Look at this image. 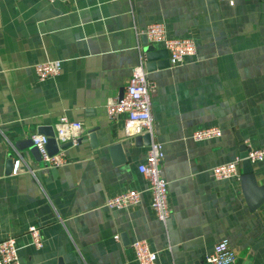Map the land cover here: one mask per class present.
I'll return each mask as SVG.
<instances>
[{
	"label": "crops",
	"instance_id": "obj_1",
	"mask_svg": "<svg viewBox=\"0 0 264 264\" xmlns=\"http://www.w3.org/2000/svg\"><path fill=\"white\" fill-rule=\"evenodd\" d=\"M152 23L168 38L192 39L196 55L173 67L150 44L166 61L146 71L153 131L150 140L127 138L126 115L109 120L105 104L119 99L141 59L146 70L142 32ZM49 61L61 62L60 74L39 82L33 65ZM61 117L82 125L81 140L64 150L65 165L49 168L28 141L54 135ZM210 127L221 137L191 139ZM151 142L164 151L165 223L137 171ZM116 144L126 160L108 151ZM241 145L264 147V0H0V242L15 239L20 264H137L135 241L157 253L156 264H206L223 239L236 264H264V204L248 210L241 164L237 180L210 176ZM252 167L264 186V163ZM131 190L137 206L104 207Z\"/></svg>",
	"mask_w": 264,
	"mask_h": 264
},
{
	"label": "built area",
	"instance_id": "obj_2",
	"mask_svg": "<svg viewBox=\"0 0 264 264\" xmlns=\"http://www.w3.org/2000/svg\"><path fill=\"white\" fill-rule=\"evenodd\" d=\"M50 2L61 0H49ZM149 44H161L167 52L171 66L183 64L187 59L196 55V46L190 38H168L163 23H152L142 32ZM34 74L39 82L57 77L61 71L60 61H49L33 65ZM155 86L148 80L144 68V61L136 65L132 71L121 99L107 101L105 104L106 116L113 121L120 114L126 115L124 121V134L127 138L141 135H151L153 131V119L151 114L152 95ZM82 125L79 122L69 121L61 117L55 125L53 138L59 147L63 144L76 146L81 140ZM221 137V130L210 127L194 131L191 139L194 142H205ZM48 137L45 135H31L30 141L39 152L41 160L46 167L56 168L66 164L64 150H59L55 155L49 156L45 146ZM164 159L163 147L160 143L151 142L145 162L137 166L138 173L148 183V191L151 197V209L156 219L165 223L170 216L168 205L167 182L162 177L161 165ZM243 160H248L252 165L264 163V147L249 148L245 158L235 157L232 161L213 167L210 176L214 180H237V166ZM18 162H16L17 164ZM15 164V163H14ZM16 172V171H15ZM140 202V192L131 190L118 193L109 197L104 207L108 210H125L128 207L137 206ZM28 235L31 245L39 250L43 246L40 229L29 227ZM118 241V236L114 237ZM137 264H156L157 253L151 251L145 241H135L130 244ZM206 264H236V255L232 251L228 240L218 242L210 254L205 256ZM0 264H20L15 239L6 238L0 242Z\"/></svg>",
	"mask_w": 264,
	"mask_h": 264
},
{
	"label": "water",
	"instance_id": "obj_3",
	"mask_svg": "<svg viewBox=\"0 0 264 264\" xmlns=\"http://www.w3.org/2000/svg\"><path fill=\"white\" fill-rule=\"evenodd\" d=\"M143 45L145 47L144 53L146 54L145 59L147 61V64H146V71L147 72L153 71L155 68L158 69V68H163L166 66L165 59L159 58L162 55V53L155 51V49L152 47V45H150L147 42V40L144 36H143ZM165 53L167 55L166 51H165ZM122 94H123V91L119 94V99H121ZM47 137H48V140H47V144L45 146V149H46V152L49 156L57 154L59 152V150H66L69 147H71V145L69 143L60 145L58 147L54 138H53V133H51L50 135H47ZM90 138L93 139V134H92V136L90 135ZM145 139L150 140V135L149 134L145 135ZM28 145H29V151L31 152L33 157H35V159L38 157L41 160V156H40L39 152L33 146L30 139L28 141ZM16 148L20 149V146L17 145ZM108 151L116 158H118V156L122 155L123 156L122 161H124V160H126V158H128L126 151L119 144L110 146L108 148ZM248 151H249V149H247L245 145H241L239 148V157L245 158ZM9 165H10V171H11L13 166H14V163L12 160H10ZM241 167H242V170H241L242 174L240 177L241 192H242V195L244 197V200H245V203L247 205L248 210L250 212H254L264 204V186L258 185L256 177L254 175L252 164L248 160H243L241 162Z\"/></svg>",
	"mask_w": 264,
	"mask_h": 264
}]
</instances>
